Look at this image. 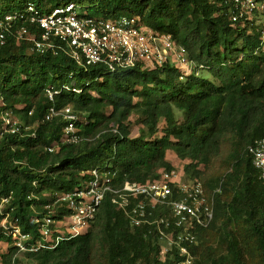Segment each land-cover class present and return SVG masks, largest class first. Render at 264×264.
Segmentation results:
<instances>
[{
  "label": "trees",
  "instance_id": "1",
  "mask_svg": "<svg viewBox=\"0 0 264 264\" xmlns=\"http://www.w3.org/2000/svg\"><path fill=\"white\" fill-rule=\"evenodd\" d=\"M70 3L95 20L139 17V25L184 46L196 67L183 74L166 62L111 72L78 64L66 49L42 52L18 39L23 26L41 35L29 21V4L44 16ZM8 14L21 17L0 40V112L13 111L30 129L0 137V197H12L11 218H19L31 243L40 237L34 218L46 215L45 206L57 197L87 187L93 169L117 171L121 187L154 182L177 161L215 203L213 222L199 229V243L191 248L193 264H264V179L248 151L264 137V46L256 29L235 24L223 0H0V20ZM66 85L82 92L62 90L47 100V89ZM68 106L78 116L81 139L75 144L62 142V115L46 119L51 107ZM68 206L56 204L55 219L65 221ZM0 244L8 247L2 264H21L10 236L0 233ZM25 257L38 264L183 259L178 249L163 255L157 229L134 226L112 192L80 235Z\"/></svg>",
  "mask_w": 264,
  "mask_h": 264
},
{
  "label": "built area",
  "instance_id": "2",
  "mask_svg": "<svg viewBox=\"0 0 264 264\" xmlns=\"http://www.w3.org/2000/svg\"><path fill=\"white\" fill-rule=\"evenodd\" d=\"M223 2L228 6L233 22L256 29L264 46V0ZM27 9L29 21L39 26L41 35L37 37L24 26L16 34L19 40L33 43L38 51L66 49L78 64H97L111 72L137 64L157 68L170 62L171 57L183 74H190L196 67L184 46L179 45L171 35L139 25V17L95 20L81 16L79 7L74 3L56 7L44 16L38 14L33 4H29ZM19 17L21 15L8 14L3 21L0 20L2 43ZM62 90L82 92L77 86L66 85L61 90L49 88L45 94L47 100L53 101ZM56 115H62L67 121L63 144L78 143L81 136L78 134V116L74 109L70 106L62 110L51 107L46 119L51 120ZM23 128L30 129L23 127L13 111L0 112V137L6 133H18ZM48 149L54 151V147ZM248 151L264 179V137L255 139ZM91 173L87 187L57 197L54 204L45 206L46 215L34 218V222L40 226V237L34 243L30 242L32 236L22 230L19 218H11L14 210L12 197H0V233L12 238V245L18 249L17 256L36 253L41 249H54L62 241L80 235L99 212L107 193L112 192L114 201L126 212L134 226L149 224L157 229L163 255L178 249L183 257L179 264H193L191 248L199 243L198 231L208 227L215 216L214 198L206 194L201 181L188 176L182 181L177 171L166 170L154 182L125 181L121 187H117V171L95 168ZM28 198L32 199L33 195ZM62 201L69 203L71 212L65 221H58L54 217L53 207Z\"/></svg>",
  "mask_w": 264,
  "mask_h": 264
},
{
  "label": "rangeland",
  "instance_id": "3",
  "mask_svg": "<svg viewBox=\"0 0 264 264\" xmlns=\"http://www.w3.org/2000/svg\"><path fill=\"white\" fill-rule=\"evenodd\" d=\"M169 61H170V63H172V64H176V61L174 60L173 57H171V58L169 59ZM204 76H205V77H210V74H208L207 72H205V73H204ZM72 110H73V108H72ZM178 115H180V113H178ZM133 120H135V118H134ZM175 167L178 168V169H180V170H179L180 178H181L182 181H185L188 177H187V175H185V173H183V172L181 171L182 168H183V167H182V164H181V163H176ZM7 250H8V247H7L6 244H0V264H2V262H1V258H2V257H1V254L7 252ZM20 260H21V264H38L37 261H32V260L26 258L25 255H24V256H21V259H20Z\"/></svg>",
  "mask_w": 264,
  "mask_h": 264
},
{
  "label": "crops",
  "instance_id": "4",
  "mask_svg": "<svg viewBox=\"0 0 264 264\" xmlns=\"http://www.w3.org/2000/svg\"><path fill=\"white\" fill-rule=\"evenodd\" d=\"M170 157H171V159H174L173 156L170 155ZM176 163H177V161H175V164H176ZM179 170H180V169L175 168V171H177L178 173H179ZM181 171H183V170H181ZM179 174H180V173H179Z\"/></svg>",
  "mask_w": 264,
  "mask_h": 264
}]
</instances>
